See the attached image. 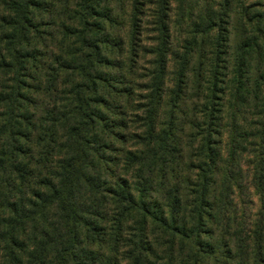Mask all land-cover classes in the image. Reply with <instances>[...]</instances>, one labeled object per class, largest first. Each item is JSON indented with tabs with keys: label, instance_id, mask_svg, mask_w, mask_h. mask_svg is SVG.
<instances>
[{
	"label": "trees",
	"instance_id": "1",
	"mask_svg": "<svg viewBox=\"0 0 264 264\" xmlns=\"http://www.w3.org/2000/svg\"><path fill=\"white\" fill-rule=\"evenodd\" d=\"M0 264H264V0H0Z\"/></svg>",
	"mask_w": 264,
	"mask_h": 264
},
{
	"label": "rangeland",
	"instance_id": "2",
	"mask_svg": "<svg viewBox=\"0 0 264 264\" xmlns=\"http://www.w3.org/2000/svg\"><path fill=\"white\" fill-rule=\"evenodd\" d=\"M225 139V137L223 136V140ZM224 151H225V148L223 149V153H224ZM255 209V208H254Z\"/></svg>",
	"mask_w": 264,
	"mask_h": 264
}]
</instances>
